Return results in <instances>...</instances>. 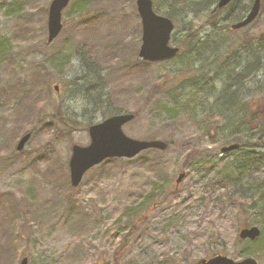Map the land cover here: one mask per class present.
Segmentation results:
<instances>
[{
	"label": "rangeland",
	"instance_id": "374dc122",
	"mask_svg": "<svg viewBox=\"0 0 264 264\" xmlns=\"http://www.w3.org/2000/svg\"><path fill=\"white\" fill-rule=\"evenodd\" d=\"M50 1L0 0V264L22 257L28 264H200L218 254L264 264V196L252 209L230 185L242 173L244 188L263 190L264 165L250 172L237 165L241 151L220 153L237 120L212 107L227 73L252 61V51L256 71L243 82L241 101L255 112L264 108V0L238 30L229 26L253 0H232L213 14V4L173 7L171 36L190 32L198 44L185 42L158 63L137 55L135 0H70L60 33L47 43ZM178 1L152 6L166 15L169 3L202 0ZM114 111L135 113L122 128L128 137L168 147L106 160L72 187L71 146L88 145V126ZM243 222L259 229L255 240L238 238Z\"/></svg>",
	"mask_w": 264,
	"mask_h": 264
},
{
	"label": "water",
	"instance_id": "95a60500",
	"mask_svg": "<svg viewBox=\"0 0 264 264\" xmlns=\"http://www.w3.org/2000/svg\"><path fill=\"white\" fill-rule=\"evenodd\" d=\"M70 0H51L47 15V43H50L60 32L61 13ZM231 0H218L217 7L226 6ZM260 0H254L245 17L232 24V29H238L250 24L258 15ZM136 9L141 24V43L138 57L146 62H161L172 58L178 48L169 45L170 34L173 29L172 21L155 13L151 0H136ZM134 118L132 113L111 115L102 121L88 127L89 144L86 146L72 145L68 161L69 181L72 187L78 186L84 173L90 168L100 164L105 159L126 158L130 159L146 149L164 150L167 144L160 140H139L125 135L123 125ZM30 133L23 135L16 145V150H21ZM238 144H231L220 148L221 153L237 148ZM184 174L178 175L177 181ZM259 229L255 226L242 225L238 231L240 239L255 240ZM18 264H28L27 257L21 258ZM200 264H256L255 260L247 257L241 261H233L223 256L215 255L208 259H201Z\"/></svg>",
	"mask_w": 264,
	"mask_h": 264
},
{
	"label": "trees",
	"instance_id": "16d2710c",
	"mask_svg": "<svg viewBox=\"0 0 264 264\" xmlns=\"http://www.w3.org/2000/svg\"><path fill=\"white\" fill-rule=\"evenodd\" d=\"M176 2H179L178 0H175ZM196 2V1H195ZM195 2H191L189 4L182 2L179 4H172L169 3L168 5V9L166 12H164V14H166V16H168L169 18H171V14L174 11L173 7L176 8L180 7L181 9H188L189 7H193V5L195 6V10L199 11L201 8L205 7V5H209V4H213L214 8L212 11V14L214 12H219L221 11V9L217 8L215 3V0H202L199 3H195ZM239 10V9H238ZM236 10V11H238ZM242 10V9H241ZM235 11V13H236ZM235 13H230L229 15H227V17H229V19H233L232 17L234 16ZM190 27V26H188ZM178 29V28H177ZM183 29H188L186 26L183 27ZM178 31V30H177ZM175 34L176 32H174V34L171 36L173 42L176 44V46L181 47L179 50V53H181L180 51L182 50V47L185 45V42L189 46H195L196 44H198L196 42V40H194V35H191L190 32H186L184 33L183 37L184 39L182 40H175ZM182 37V38H183ZM185 38L187 40H185ZM193 38V39H192ZM261 49H264V44H260L259 45ZM178 53V54H179ZM177 54V55H178ZM253 56V60L252 61H247L242 69L235 73L233 77H229L231 75L232 72H234V69L236 67H234L229 73H227V79L223 84V87L221 89V91L218 93L217 97L215 98V100L213 101L212 107L213 109H215V115L218 117H224L228 114L229 117L228 118V122L231 120H237L235 122L236 125H234V129L231 133V137L229 138V140L227 141H232L231 143H237L239 146L237 148V150L241 151L242 153V159L240 158L239 162H238V167L239 169H243V170H249L250 172L253 171V169L256 171L258 170L259 166H263L264 165V154H262L261 152L264 151V108L259 109V111H252L249 109L248 105L245 103H242L241 101V97H242V88H243V82L246 80L248 81L250 79V76H252L255 71H256V61H257V57L255 58L254 53L251 51L250 53ZM85 57V56H84ZM85 61H87L88 63H92V61L90 62V55L89 52L86 55ZM42 83H40L39 87L41 88L43 86V84H45L47 82V76L45 75L42 78ZM46 90H41L39 91L41 94H43V92H45ZM38 94V92H37ZM38 98H40V95L38 94ZM93 102L96 105L95 100H93ZM105 109L106 110H110L108 107L110 106L108 103L105 102ZM36 106V99H32V100H28V107L26 109V112L28 114H30L31 112H33L34 107ZM212 108L209 109L208 113L213 110ZM110 113V112H109ZM115 111L111 114H114ZM236 113H239L241 115H238ZM110 114V115H111ZM135 114V113H134ZM231 117V118H230ZM242 128V130H241ZM228 144H230V142H228ZM168 143H167V147H168ZM243 174L240 173L239 176H237L234 179H231L232 183L230 184L232 187V196H235L237 201L242 203L247 204L248 207L253 209V206L255 205L256 199L261 198L262 196H264V188H262L263 190H261V188L258 190H255L256 192L259 191V193H257L256 198H254V194L255 191L253 190H249L248 188H250L248 186V188H244L243 184H242V179H243ZM261 187V186H260ZM245 223V222H243ZM241 223V224H243ZM133 228H131L130 233L131 234L133 232ZM121 249V248H120ZM116 251H118V248L116 249Z\"/></svg>",
	"mask_w": 264,
	"mask_h": 264
},
{
	"label": "bare ground",
	"instance_id": "6f19581e",
	"mask_svg": "<svg viewBox=\"0 0 264 264\" xmlns=\"http://www.w3.org/2000/svg\"><path fill=\"white\" fill-rule=\"evenodd\" d=\"M247 13H248V12H247ZM247 13H246V14H247Z\"/></svg>",
	"mask_w": 264,
	"mask_h": 264
}]
</instances>
